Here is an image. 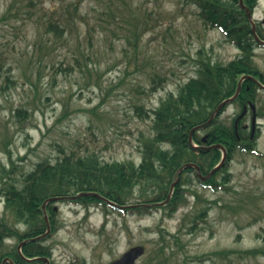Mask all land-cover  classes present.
<instances>
[{
  "label": "rangeland",
  "instance_id": "obj_1",
  "mask_svg": "<svg viewBox=\"0 0 264 264\" xmlns=\"http://www.w3.org/2000/svg\"><path fill=\"white\" fill-rule=\"evenodd\" d=\"M75 4L62 38L45 33L39 18L66 19ZM21 10L33 18H19ZM253 21L264 32V0H257ZM0 51L7 58L0 71V176L11 170L17 180L65 154L139 162V141L152 132L136 107H157L196 75L200 58L225 64L239 55L219 30L202 24L192 0H0ZM252 64L264 78V45L255 47ZM154 79L159 89L150 94ZM255 95L261 156L235 153L221 172L230 176L225 188L205 189L188 173L198 197L185 193L171 217L158 206L124 214L56 202L53 263L108 264L142 246L137 264H264V256H245L264 249V90ZM19 109L28 111L26 119ZM234 112L230 106L220 120L230 124ZM143 200L136 192L125 205ZM3 210L0 201L3 222L17 229Z\"/></svg>",
  "mask_w": 264,
  "mask_h": 264
},
{
  "label": "trees",
  "instance_id": "obj_2",
  "mask_svg": "<svg viewBox=\"0 0 264 264\" xmlns=\"http://www.w3.org/2000/svg\"><path fill=\"white\" fill-rule=\"evenodd\" d=\"M244 5L251 12L257 6V0H243ZM198 9V16L202 24L208 29H217L225 40L233 44L239 55L236 59L225 64L212 62L211 59L200 58L196 63V75L190 77L176 92H170L155 108L141 112L150 120L152 134L142 136L139 141L140 160L125 162H104L95 154L74 155L65 154L54 162L44 160L35 164L33 170L22 175L20 180L11 177L12 171H5L0 176V201L4 204L3 215L35 224H44L41 218L44 212L42 205L53 197L76 196L81 193L98 194L105 199L124 205L138 193L144 198V203L164 201L168 195L171 183L179 177L173 195L164 209V216L171 217L184 202V194L189 193L197 198L196 191L190 186L188 173L190 168L179 170L186 164L196 163L202 174L208 173L219 161L218 150L202 151L191 147L188 141L189 132L196 126L208 121L217 106L225 99L233 96L238 82L243 75H251L264 84V78L252 64L254 49L259 44L252 35L251 23L246 11L241 10L239 0H192ZM30 8L35 7L33 1L28 2ZM14 4L9 7L12 12ZM77 4L67 7V18L48 16L45 20L39 18L40 26L47 34H54L62 38L66 23L73 13L77 12ZM18 14V13H17ZM19 18L32 19L30 10L19 11ZM70 17V18H69ZM25 21L23 20V23ZM256 33L264 39V32L258 26ZM7 64V58L0 51V71ZM162 81L163 79H158ZM11 79L7 78L6 82ZM154 79L150 94L158 91L159 85ZM258 87L249 80L242 83L241 92L237 100L255 104ZM16 113L23 119L28 117V111L19 109ZM263 116L260 112L258 117ZM207 145L221 143L229 155L235 153L257 154V138L249 141L248 147L243 146V133L238 128L237 139L233 124L217 121L215 118L209 126L204 127ZM199 133L193 134L194 142L201 143ZM13 167V165H12ZM219 177V178H218ZM230 181L229 175L215 173L202 184L212 191L225 188ZM149 194L154 196L150 198ZM74 203L82 202L85 206L98 205L107 208V203L93 196H84ZM50 203L46 206L48 215H55ZM147 208L137 207L135 211L146 213ZM204 211L199 218L205 216ZM0 216V244L5 233L11 229L1 220ZM195 224H197L195 222ZM43 231V230H42ZM264 232V229H263ZM264 256V249L245 251L246 257ZM160 264V263H159Z\"/></svg>",
  "mask_w": 264,
  "mask_h": 264
},
{
  "label": "flooded vegetation",
  "instance_id": "obj_3",
  "mask_svg": "<svg viewBox=\"0 0 264 264\" xmlns=\"http://www.w3.org/2000/svg\"><path fill=\"white\" fill-rule=\"evenodd\" d=\"M249 102L235 101L231 106H234V129L235 120L244 111V115L238 120L236 130L240 128L243 133V146L246 148L249 145V140H253L256 133L259 132V126L256 127L252 136L250 124L246 120L248 112L245 114V107L249 110ZM227 108L222 112V114ZM236 111H240L236 113ZM231 159L226 166L230 164ZM225 166V167H226ZM196 172V171H195ZM196 174V173H195ZM197 175V174H196ZM39 218H31L37 220ZM44 222L45 218L43 217ZM47 221L44 226L41 224H33V222L17 221L18 226L11 227L13 230L4 234L0 244V264H54L52 258V247L49 245L50 239L56 234V226L53 216H47ZM25 227L23 231L19 230V226ZM44 228V231L42 229Z\"/></svg>",
  "mask_w": 264,
  "mask_h": 264
},
{
  "label": "water",
  "instance_id": "obj_4",
  "mask_svg": "<svg viewBox=\"0 0 264 264\" xmlns=\"http://www.w3.org/2000/svg\"><path fill=\"white\" fill-rule=\"evenodd\" d=\"M239 4H240V7L241 9L245 10V6L243 4V0H239ZM246 13H247V16L248 18L250 19L251 23H252V33L253 35H255L257 41L260 43V44H264V41H261L256 33H255V26H254V23L252 21V14L251 12L246 9ZM251 80L253 82H255L261 89L264 90V86L257 80H255L252 76H243L239 82V85L236 89V92L234 94L233 97L229 98V99H226L224 100L222 103H220V105L216 108V110L213 112V114L210 116L209 120L204 124V125H201V126H198V127H195L193 128L190 133H189V142L191 143L192 141V135L195 131L199 130L200 128L204 127V126H207L209 125L212 120L215 118V116L219 113V111L227 104H229L230 102H232L236 97L237 95L239 94L240 92V84L243 80ZM253 111H254V108H252ZM252 128L254 129L255 128V115H253V118H252ZM202 150H210L212 148H216V149H220L222 151V159L220 161V163L214 168L212 169L206 176H199V179L201 181H205L207 179H209L215 172H217L219 169L222 168V166L225 164V161H226V158H227V152L225 150L224 147H222L221 145H214V146H210V147H200ZM189 166V165H187ZM192 167H195L197 170H199L198 167H196L195 165H192ZM182 169H180V171H182ZM178 181L174 182L171 187H170V192L172 191V189L174 188V186L176 185ZM85 195H91V196H94V197H97V198H100L102 200H105L104 198L98 196L97 194H86V193H82L80 194L79 196H76V197H56V198H50L48 199L44 205H43V208L45 207L46 204L50 203V202H57V201H60V200H63V199H72V200H75L79 197H82V196H85ZM170 195L168 196V199H169ZM168 199L165 201V203L168 201ZM110 204L112 205H115L114 203L112 202H109ZM132 207V206H130ZM125 208V207H123ZM144 254V248L140 247V246H137V247H133L131 248L129 251H127L126 253H124L119 259L111 262L110 264H136V262L143 256Z\"/></svg>",
  "mask_w": 264,
  "mask_h": 264
}]
</instances>
